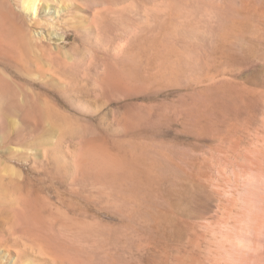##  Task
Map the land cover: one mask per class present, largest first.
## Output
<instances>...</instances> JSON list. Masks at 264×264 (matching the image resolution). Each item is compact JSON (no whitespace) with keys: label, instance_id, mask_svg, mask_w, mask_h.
<instances>
[{"label":"rangeland","instance_id":"rangeland-1","mask_svg":"<svg viewBox=\"0 0 264 264\" xmlns=\"http://www.w3.org/2000/svg\"><path fill=\"white\" fill-rule=\"evenodd\" d=\"M0 42V264H132L167 163L209 213L263 142L264 0H0Z\"/></svg>","mask_w":264,"mask_h":264},{"label":"bare ground","instance_id":"bare-ground-1","mask_svg":"<svg viewBox=\"0 0 264 264\" xmlns=\"http://www.w3.org/2000/svg\"><path fill=\"white\" fill-rule=\"evenodd\" d=\"M248 2L250 4L251 1ZM251 6L246 9L243 20V29L246 32L258 9H254L257 5ZM31 10L37 12L36 5ZM29 36L30 34L28 37L19 38L20 45L29 44L30 38L35 41L34 39L41 37L36 32L30 38ZM231 43L234 51L235 35L232 36ZM7 47L0 44L1 65L8 64ZM261 59L264 62V56ZM2 76L0 73V87H5L9 82L6 83L5 74ZM2 93L0 90V103L5 105L0 104V116H4L9 109ZM263 142L242 147L238 139L230 138L228 146L237 161L232 166L229 165V186L225 189H228L227 197L226 200L214 203L209 213L195 209L200 201V185L198 186L199 181L192 176L191 168L179 161L175 164L173 161L167 163L162 201L153 202L145 227L135 228L132 264H264ZM158 205H161L159 210L156 208ZM194 218L204 224L206 233L208 231L211 234L210 244H203L205 232L197 233L190 225L187 226L188 220Z\"/></svg>","mask_w":264,"mask_h":264}]
</instances>
